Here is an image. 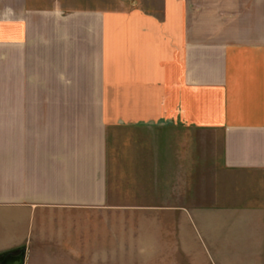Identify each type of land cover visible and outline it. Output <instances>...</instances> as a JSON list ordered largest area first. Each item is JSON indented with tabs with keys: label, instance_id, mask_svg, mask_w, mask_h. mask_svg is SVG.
I'll use <instances>...</instances> for the list:
<instances>
[{
	"label": "crops",
	"instance_id": "1",
	"mask_svg": "<svg viewBox=\"0 0 264 264\" xmlns=\"http://www.w3.org/2000/svg\"><path fill=\"white\" fill-rule=\"evenodd\" d=\"M134 6L3 1L0 257L264 264V0Z\"/></svg>",
	"mask_w": 264,
	"mask_h": 264
},
{
	"label": "rangeland",
	"instance_id": "2",
	"mask_svg": "<svg viewBox=\"0 0 264 264\" xmlns=\"http://www.w3.org/2000/svg\"><path fill=\"white\" fill-rule=\"evenodd\" d=\"M4 0H0V11ZM31 4L36 6L58 7L63 11H101L106 16V23L113 28L115 23V13L123 12L124 16L128 15L132 10V7L137 3L143 9L161 16L162 0H29ZM122 14V15H123ZM119 16V15H118ZM119 21V20H118ZM129 27V23H125ZM1 258V257H0Z\"/></svg>",
	"mask_w": 264,
	"mask_h": 264
},
{
	"label": "water",
	"instance_id": "3",
	"mask_svg": "<svg viewBox=\"0 0 264 264\" xmlns=\"http://www.w3.org/2000/svg\"><path fill=\"white\" fill-rule=\"evenodd\" d=\"M0 264H23V253H8L0 260Z\"/></svg>",
	"mask_w": 264,
	"mask_h": 264
},
{
	"label": "flooded vegetation",
	"instance_id": "4",
	"mask_svg": "<svg viewBox=\"0 0 264 264\" xmlns=\"http://www.w3.org/2000/svg\"><path fill=\"white\" fill-rule=\"evenodd\" d=\"M3 258V256L0 258V260Z\"/></svg>",
	"mask_w": 264,
	"mask_h": 264
}]
</instances>
